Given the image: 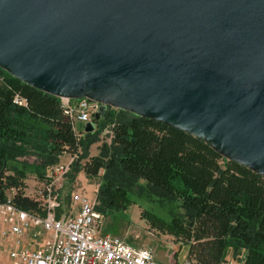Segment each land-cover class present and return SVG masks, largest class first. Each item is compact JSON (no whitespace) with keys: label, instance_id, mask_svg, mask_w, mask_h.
Returning a JSON list of instances; mask_svg holds the SVG:
<instances>
[{"label":"water","instance_id":"water-1","mask_svg":"<svg viewBox=\"0 0 264 264\" xmlns=\"http://www.w3.org/2000/svg\"><path fill=\"white\" fill-rule=\"evenodd\" d=\"M0 68L100 102L95 119L113 107L181 129L264 177V0H0Z\"/></svg>","mask_w":264,"mask_h":264},{"label":"trees","instance_id":"trees-1","mask_svg":"<svg viewBox=\"0 0 264 264\" xmlns=\"http://www.w3.org/2000/svg\"><path fill=\"white\" fill-rule=\"evenodd\" d=\"M0 73V201L13 187L14 204L36 210L38 202L24 190L27 170L41 179L63 151L80 146L67 177L73 179V172L83 168L99 178L96 209L103 216L125 209L133 202V190L144 189L160 205H175L169 207L168 220L150 211L144 217L149 214L153 224L176 236L204 239L208 258L203 264L221 261L229 243L234 252L236 246L245 249L243 264H264L262 175L224 158L199 137L122 109L93 118V130L80 124L83 135L77 141L59 97L1 68ZM15 94L26 105L14 103ZM110 123V141H101L99 152L90 156V146ZM33 151L42 161L29 167L21 158Z\"/></svg>","mask_w":264,"mask_h":264},{"label":"built area","instance_id":"built-area-1","mask_svg":"<svg viewBox=\"0 0 264 264\" xmlns=\"http://www.w3.org/2000/svg\"><path fill=\"white\" fill-rule=\"evenodd\" d=\"M59 100L62 113L69 120L78 141L83 135L79 125L84 128L85 123L93 120L101 103L86 97H59ZM13 101L26 105V100L18 94L14 95ZM114 109L117 108H107L106 112ZM112 126L113 123L105 126L100 134L108 142ZM80 152L78 146L75 151H69L66 160L47 166L33 193L28 195L25 192L38 202L36 210L14 204L13 187L7 191L6 198L0 201V221L4 225L0 235L9 239L6 252L10 263L163 264L149 247L132 245L124 236L100 232L104 216L96 209L99 184L91 196L72 191L70 206L66 208L61 188ZM218 264L240 262L231 259Z\"/></svg>","mask_w":264,"mask_h":264},{"label":"rangeland","instance_id":"rangeland-1","mask_svg":"<svg viewBox=\"0 0 264 264\" xmlns=\"http://www.w3.org/2000/svg\"><path fill=\"white\" fill-rule=\"evenodd\" d=\"M2 69V68H1ZM4 71V70H3ZM3 81V75L0 73V82ZM41 126H43L41 124ZM101 141H105V137L100 136V141L92 144L89 148V155L93 156L99 152V145ZM81 149V148H80ZM64 152V151H63ZM62 152V153H63ZM69 151L60 154L57 161H64L67 159ZM88 158L80 161L81 164L85 163ZM29 167L40 164L42 158L33 151L31 154L21 158ZM28 175L33 174V170H27ZM32 173V174H31ZM67 178V179H66ZM61 188L63 201L66 208L70 206V194L72 191H78L87 195L94 194V188L100 184L99 178L92 176L79 168L73 172V179L66 177ZM38 179V178H37ZM36 177L29 181H25V192L31 195L38 185L40 180ZM141 184H145L141 180ZM131 194L133 202L130 203L125 209L114 211L103 218V225L100 232L102 234L120 235L124 236L127 242L135 246H146L152 249L155 257L162 261L163 264H203L208 256L205 254L206 246L204 247V239L196 240L193 238L176 236L163 230L159 224L155 225L148 217H144L146 211H150L157 216L166 220L169 219V207L175 205H160L155 198L147 195L144 189L136 188ZM93 198V197H92ZM152 223V224H151ZM206 239V238H205ZM224 251V258L217 263L225 260H239L240 264L245 261V249L241 246H236L235 252L232 250L234 244H227ZM215 263V264H217Z\"/></svg>","mask_w":264,"mask_h":264},{"label":"crops","instance_id":"crops-1","mask_svg":"<svg viewBox=\"0 0 264 264\" xmlns=\"http://www.w3.org/2000/svg\"><path fill=\"white\" fill-rule=\"evenodd\" d=\"M35 177L37 179V176H35L33 174L32 175H27L25 180H24V182L25 181L28 182L29 181L28 179L31 178V180H32ZM37 180H40V179L38 178ZM25 190H27L26 187H25ZM3 227H4V225L0 221V230L3 229ZM8 244H9V239L6 238V237H2L0 235V264H11L10 263V259L8 257V254L6 252V246H8Z\"/></svg>","mask_w":264,"mask_h":264}]
</instances>
